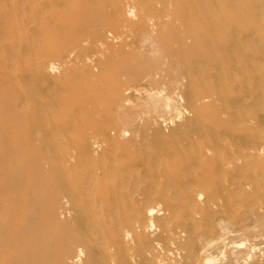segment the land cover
<instances>
[{
	"label": "rangeland",
	"instance_id": "obj_1",
	"mask_svg": "<svg viewBox=\"0 0 264 264\" xmlns=\"http://www.w3.org/2000/svg\"><path fill=\"white\" fill-rule=\"evenodd\" d=\"M168 5L136 0L126 12L112 0H0V169L39 193L42 237L82 240L80 264H150L153 249L167 248L175 254L160 264L202 255L264 264V0H189L193 35L164 43L142 19ZM121 26L128 36L112 43L108 33ZM251 149L255 167L242 164ZM89 175L107 188L103 215L119 224L85 208L96 184L77 180ZM55 199L68 201L67 215L56 216ZM150 205L147 233L132 232L126 245L108 239ZM213 241L223 246L207 255ZM128 248L137 250L131 262Z\"/></svg>",
	"mask_w": 264,
	"mask_h": 264
},
{
	"label": "bare ground",
	"instance_id": "obj_2",
	"mask_svg": "<svg viewBox=\"0 0 264 264\" xmlns=\"http://www.w3.org/2000/svg\"><path fill=\"white\" fill-rule=\"evenodd\" d=\"M112 1L115 8L126 9V12H129V9H127L129 7L136 8V0ZM167 1H169V8L166 9L161 16H148L143 18L142 21L159 42H171L173 34L178 41L185 42L187 38H191L190 35H193L190 30V28L193 27L192 13L187 9L189 0ZM176 1H181L182 5H178ZM33 7L34 6L27 7L25 11H31ZM137 8L139 11L144 9L141 6ZM174 11H177L175 16ZM108 34L110 35V39H112V43L119 44L128 36L127 27L124 29V26H121L115 34L110 32ZM52 66V63H50L49 66L45 68L49 69ZM123 136V131L118 132V137ZM89 142L94 144L97 140L95 137H91ZM2 151L3 148L0 146V153H2ZM247 153L246 157L243 158L242 164L255 167L254 162L258 151L251 149ZM197 156L202 161H205V158H209V151L206 148H199ZM255 163L257 165V162ZM115 164L117 166L120 165L119 162ZM258 165H262V163L259 162ZM259 167L261 168V166ZM75 170L77 171V169ZM88 171H93V168H89V170L85 172ZM190 176L201 178L202 173L197 172L195 169ZM96 180L99 182L97 178ZM125 180L126 178H120L119 181L121 183H113L116 197H119L117 190ZM202 180L206 184V179ZM113 182H115V180ZM77 183L83 188H88L89 185L96 184V190L91 188L92 192L87 193L88 203L85 208L87 211L97 216V220L100 224H119L117 220L112 219L111 216L103 215L104 207H111L108 204L103 206L101 200V194L103 195L107 192L105 186L96 183L92 175L80 177ZM30 185L31 184L28 182L7 176V174L0 169V264H80L87 249L81 239L78 237H42V231L40 230L39 232L35 228L38 223L35 217H37V207L40 202V197L39 193H35L34 188L30 187ZM186 191L189 195L194 197L199 195V191L194 187ZM119 192L130 193V190L125 187L124 189H120ZM54 204L56 216L63 217L67 215V200L62 199L61 201H56L55 199ZM154 211V205L144 208L142 210V221L138 219L137 212L132 213V223L124 226L119 233L116 234V237H108V239L114 240L115 243L120 245L129 244L131 238H134L130 237L132 232L138 230L147 233V231L151 229L152 224H150V217ZM57 224L58 222L45 224L43 221L41 226L44 231L49 229L53 231L56 230ZM261 234L264 237V232H261ZM135 238L140 239L148 237ZM94 240L98 244L103 245V237H94ZM179 240L180 237H169L167 244L178 246L177 242ZM222 246L223 244L221 241H213L204 248V252L212 251V253H215L214 251L220 249ZM104 248L106 250V256L112 258L114 255L111 248H108L107 244L104 245ZM136 252V249L128 248L125 257L131 262ZM174 254L175 250L170 248L164 250L153 249L148 258L150 259V264L169 263ZM206 254L209 255L208 253ZM185 257L189 258L188 253L185 254ZM207 259H205L203 255L192 258L196 264H208ZM209 264L211 263L209 262Z\"/></svg>",
	"mask_w": 264,
	"mask_h": 264
}]
</instances>
